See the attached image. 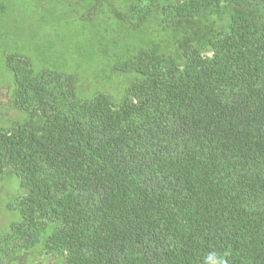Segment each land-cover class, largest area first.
<instances>
[{
  "label": "trees",
  "instance_id": "1",
  "mask_svg": "<svg viewBox=\"0 0 264 264\" xmlns=\"http://www.w3.org/2000/svg\"><path fill=\"white\" fill-rule=\"evenodd\" d=\"M1 97L0 264H264V0H0Z\"/></svg>",
  "mask_w": 264,
  "mask_h": 264
},
{
  "label": "rangeland",
  "instance_id": "2",
  "mask_svg": "<svg viewBox=\"0 0 264 264\" xmlns=\"http://www.w3.org/2000/svg\"><path fill=\"white\" fill-rule=\"evenodd\" d=\"M87 37H88V34H85V35H83V34H81V36H80V41L84 44V45H86V41H87ZM136 44H138V43H136ZM1 95L2 96H4V92L2 91L1 92ZM2 97L0 98V102H2ZM3 115H7L6 113H3ZM0 188H1V190H2V187L0 186ZM3 191V190H2ZM48 262L46 261L44 264H47Z\"/></svg>",
  "mask_w": 264,
  "mask_h": 264
}]
</instances>
